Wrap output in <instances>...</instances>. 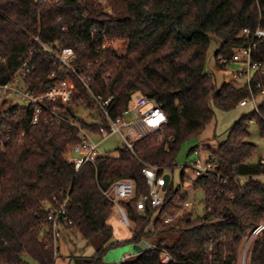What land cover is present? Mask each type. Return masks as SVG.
<instances>
[{"label":"trees","instance_id":"trees-1","mask_svg":"<svg viewBox=\"0 0 264 264\" xmlns=\"http://www.w3.org/2000/svg\"><path fill=\"white\" fill-rule=\"evenodd\" d=\"M103 2L0 0V84L38 46L33 40L38 37L46 45L71 48L76 54V72H62L49 55L36 53L25 84L29 90L42 92L59 80L71 82L74 94L65 116L79 117L81 127L97 134L106 124L92 95L112 98L111 118L124 113L135 94L153 99L164 110L167 125L162 133L136 141L133 152L122 144L115 155L99 154L94 164L75 171L63 156L68 147L80 142L74 127L42 119L32 124L30 107L0 103V264H28V259L54 264L45 246L49 240L46 216L64 200L71 220L64 229L95 240L94 255L76 258L75 264H161L163 250L171 257L169 264H204L207 244L215 248L216 264H236L242 236L264 218V180L258 178L264 175V165L260 160L249 163L255 146L247 142L249 119H254L264 136V95L259 91H253L260 98L257 111L236 121L226 140L210 151L217 173L228 176V183H219L216 174H211L196 179L192 186L205 195L201 215L184 208L188 197L173 189L171 182L162 208L146 204L138 212L135 204L150 188L142 174L145 166L174 169L181 146L213 120L214 106L230 110L250 98L246 87L224 84L218 89L214 77L205 72V62L212 38L219 42L215 57L230 58L233 49L246 44L238 38L242 29L264 28V0ZM91 26L109 40L122 41L124 50H97L85 32ZM252 58L264 66V43ZM79 76L89 78L90 92ZM259 80L264 85V78ZM78 105L96 109L99 124H85L72 111ZM196 148L186 151L184 158ZM119 179L136 184L134 197L121 203L134 225L126 243L137 244L149 236L160 239L132 260L105 263L104 255L122 242L112 241L108 220L113 206L102 191ZM168 217L172 220L165 224ZM167 235L177 236L170 246ZM249 264H264V232L254 242Z\"/></svg>","mask_w":264,"mask_h":264},{"label":"built area","instance_id":"built-area-1","mask_svg":"<svg viewBox=\"0 0 264 264\" xmlns=\"http://www.w3.org/2000/svg\"><path fill=\"white\" fill-rule=\"evenodd\" d=\"M58 0H43V2H57ZM90 42L96 44L97 50H104L111 47L115 40H109L104 33L100 32L95 26L85 30ZM239 39L245 40L244 46L232 50L230 58L223 55L217 56L216 60L221 67L231 66L233 63L242 64L244 67L240 70L232 71V79H242L246 81V89L250 94V98L243 99L238 102V107H246L249 102L254 104V111H257L256 97L253 91H259L260 95H264V85L259 79L264 78V66L252 58V53L258 45L264 43V28H257L251 31L249 28H244L239 34ZM33 40L38 45L31 50L24 58L19 68L10 76V79L0 84V103L8 102V97H15L22 102V105H11L27 107L32 109L31 123L36 124L41 119L44 122L50 121L54 124L62 122L74 127L77 130L79 143L68 147L64 154L67 163L73 165L74 170L78 171L85 164H94L99 156L98 149L100 142L111 137L118 136L122 144L131 152L134 150L136 141L146 138L155 133H162L167 125V116L161 105L153 99L145 96H139L134 101L129 102L128 108L121 115L111 118L109 110L112 104V98H103L101 96L92 95L93 105L102 114L106 121L105 126H100L97 134L81 127L78 119H73L65 116V107L72 102L74 94V85L66 80H59L51 88L42 92L29 90L25 84L26 77L30 74L32 68V59L34 54L49 55L53 59V65L62 72L71 71L75 73L74 64L76 62V54L71 48L50 46L40 42L38 37H33ZM53 77V73L50 78ZM79 79L84 84L85 88L90 92L88 82L89 78L79 76ZM131 114L134 118L128 117ZM249 124L254 123V119L248 120ZM99 140V141H98ZM101 140V141H100ZM204 149L203 146H197L193 155H198L199 151ZM260 163L264 165V153L260 158ZM177 166V165H176ZM184 175L185 168L192 170L194 177H187L186 182L193 186L196 179L216 174V181L221 184H227L229 177L217 173L216 165L213 163V158L210 156L208 162L201 164L199 158H195L191 163L181 166ZM168 170L159 166H145L142 174L149 183V191L147 194L139 196L136 201V210L143 212L146 204H149L153 209H160L164 205V194L170 182L167 183L165 190L164 176L168 175ZM264 180V175L258 177ZM184 179V177H183ZM182 179V183H183ZM232 179H241L232 177ZM182 186V185H181ZM136 184L129 179H119L113 182L109 188L102 191V195L118 208L120 217L118 223L124 228L131 226L125 209L122 207V202H127L134 197ZM180 194H183L182 187L178 189ZM67 200H64L55 210L48 212L46 221L49 224V240L45 242V246L51 250L53 258L56 260L59 257L58 242L62 238V231L65 226L71 225V220L67 216ZM193 204L189 201L184 203V208H192ZM177 215V214H176ZM171 218H165L164 223L171 222ZM264 232V218L253 228L247 230L242 236L240 248L237 256L236 264H249L250 252L254 242ZM154 248L153 245H149ZM205 254L208 260L204 264L215 263V248L213 244H207ZM171 257L167 251L163 250L160 255L161 264H169Z\"/></svg>","mask_w":264,"mask_h":264},{"label":"rangeland","instance_id":"rangeland-1","mask_svg":"<svg viewBox=\"0 0 264 264\" xmlns=\"http://www.w3.org/2000/svg\"><path fill=\"white\" fill-rule=\"evenodd\" d=\"M98 2H103V0H97ZM104 3V2H103ZM105 6V5H104ZM103 6V7H104ZM106 7V6H105ZM112 48L120 51H123L125 46L122 41L115 40L111 46ZM219 49V42L216 39H211L209 42L206 62H205V72L211 74L214 77L216 87L219 89L224 84H230L236 89H242L246 87V81L242 79L233 80L232 71L240 70L244 66L239 63H233L228 67H220L216 60L215 54ZM139 94L133 96V100L136 101L139 98ZM8 105H22V102L15 97H8ZM260 98L256 99L257 105L259 104ZM72 111L78 114L81 117L83 122L87 125L99 124L100 117L98 111L94 108H87L82 105L78 107H72ZM214 118L213 120L205 127L202 133L197 136L195 139L184 143L181 146L180 158L177 162V166L168 170V176H170L171 187L173 189H179L182 187L183 194L187 195L188 201L193 204L191 210H194L195 215H201L203 212V200L204 192L203 190L194 189L191 185L186 182V178L194 177V174L191 169L185 168L184 170V179L182 178V168L184 164L199 158L202 165L208 162L210 158V151L216 150V148L222 144L230 131V128L233 124L238 121L242 116H250L254 112V104L249 102L246 107H234L230 110L220 109L217 106L213 107ZM128 117L134 118L133 115L129 114ZM248 123V120H247ZM248 137L247 142L255 146V152L252 157L249 159V163H257L264 153V136L260 134L259 127L256 123H248ZM99 141V140H98ZM101 141V140H100ZM122 145V142L118 136H111L100 142L98 153L100 155H115L116 149ZM194 146H203L204 149H201L198 155H189L187 158H184L186 151ZM68 149V148H67ZM66 149V150H67ZM66 152V151H65ZM65 154V153H64ZM64 156V155H63ZM183 179V183H182ZM182 185V186H181ZM178 214V213H177ZM180 214V213H179ZM120 217L118 208L113 207L112 214L108 220L113 228V238L112 241L122 242L118 247L112 248L109 250L105 256H115L122 257L124 255L133 254L132 244L126 243V240L129 239V232L131 233L134 225L131 223L129 228H124L118 223V218ZM155 217H153L154 219ZM152 219V220H153ZM177 236L167 235L165 240L167 245H172L176 240ZM160 238L157 236H149L146 242L150 245ZM48 240H46L47 242ZM59 246V257L57 264H75L74 261L76 258H89L95 253V240L84 239L80 235H72L68 230L62 231V238L58 242ZM240 245L238 247L239 252ZM104 256V257H105ZM114 257V258H115ZM117 259V258H116ZM28 264H35L32 260H27ZM121 261L117 259V262ZM105 263H114V262H105Z\"/></svg>","mask_w":264,"mask_h":264},{"label":"water","instance_id":"water-1","mask_svg":"<svg viewBox=\"0 0 264 264\" xmlns=\"http://www.w3.org/2000/svg\"><path fill=\"white\" fill-rule=\"evenodd\" d=\"M78 119H79V117H78ZM164 179H165V186L163 187V190H165V188L167 186V183L169 181V176L165 175ZM150 249H151V247L149 246V244L146 241H141L137 244H132V251L135 254H141V253L146 252Z\"/></svg>","mask_w":264,"mask_h":264},{"label":"crops","instance_id":"crops-1","mask_svg":"<svg viewBox=\"0 0 264 264\" xmlns=\"http://www.w3.org/2000/svg\"><path fill=\"white\" fill-rule=\"evenodd\" d=\"M129 237H130V232H129ZM106 255V254H105ZM104 255V256H105ZM139 254H135V253H133V254H131V255H124V256H122V257H115V256H105L104 258H103V260H104V262H117V259L118 260H120L121 262H123V261H127V260H132V259H134V258H136L137 256H138ZM115 257V258H114ZM117 258V259H116ZM58 263V260H55V263L54 264H57Z\"/></svg>","mask_w":264,"mask_h":264}]
</instances>
